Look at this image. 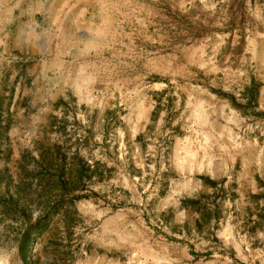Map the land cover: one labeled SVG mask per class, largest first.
Returning <instances> with one entry per match:
<instances>
[{
	"label": "rangeland",
	"instance_id": "374dc122",
	"mask_svg": "<svg viewBox=\"0 0 264 264\" xmlns=\"http://www.w3.org/2000/svg\"><path fill=\"white\" fill-rule=\"evenodd\" d=\"M254 1L262 28L264 0L0 11V34L65 60L50 80L2 82L0 264H264V177L189 182L178 152L215 135L242 88Z\"/></svg>",
	"mask_w": 264,
	"mask_h": 264
},
{
	"label": "crops",
	"instance_id": "0c3cea01",
	"mask_svg": "<svg viewBox=\"0 0 264 264\" xmlns=\"http://www.w3.org/2000/svg\"><path fill=\"white\" fill-rule=\"evenodd\" d=\"M8 1L0 11L9 10L11 16L19 15L25 8L35 9L32 15H45L49 3L58 0H0ZM73 14L77 17L93 16L103 0H70ZM15 2L16 6H15ZM69 0L61 5L59 16L68 15ZM253 13L258 19L246 25H237V44L241 46L243 70L239 73L242 88L237 94H228L230 101L221 99L223 120L220 124H208L215 135L205 136L199 142L179 139L184 148L179 149L183 170L189 178L208 179L214 186L227 187L229 178L235 177L242 185H254L264 177V27L261 28L260 9ZM256 13V15H255ZM82 31V30H81ZM10 32V31H9ZM60 32H66L62 26ZM0 96L2 82L20 80H50L58 73L65 60L63 54L53 55L42 50L23 46L22 42L10 41L5 29L0 34ZM62 44V41L60 42ZM66 56V54H65ZM232 101V102H231ZM189 146V147H187ZM188 155V159L184 156Z\"/></svg>",
	"mask_w": 264,
	"mask_h": 264
}]
</instances>
